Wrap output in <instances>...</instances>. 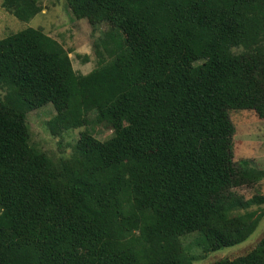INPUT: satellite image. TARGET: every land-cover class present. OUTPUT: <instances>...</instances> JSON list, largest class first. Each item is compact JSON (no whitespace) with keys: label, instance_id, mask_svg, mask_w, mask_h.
Segmentation results:
<instances>
[{"label":"trees","instance_id":"16d2710c","mask_svg":"<svg viewBox=\"0 0 264 264\" xmlns=\"http://www.w3.org/2000/svg\"><path fill=\"white\" fill-rule=\"evenodd\" d=\"M64 1L106 25L87 73L40 28L0 37V264H192L186 234L202 253L245 240L264 197L233 188L262 169L227 160L229 188L213 191L194 173L201 141L230 131L216 111L264 118V0ZM0 5L19 20L40 10ZM46 103L51 134L82 127L66 155L30 142L26 114ZM212 264H264V237Z\"/></svg>","mask_w":264,"mask_h":264},{"label":"rangeland","instance_id":"374dc122","mask_svg":"<svg viewBox=\"0 0 264 264\" xmlns=\"http://www.w3.org/2000/svg\"><path fill=\"white\" fill-rule=\"evenodd\" d=\"M38 3L40 10L28 20L15 18L0 5V37L28 26L40 28L68 51V57L75 72L87 73L96 65L93 41L106 29V25L90 24L84 18H73L64 0H38ZM53 113L50 103H46L27 113L26 119L30 131V142L48 154L58 157L68 153L82 127L53 135L45 125V121ZM216 113L222 114L231 128L225 135L212 133L210 137L201 141L202 166L194 173L197 187L201 191L229 188L227 182L220 180L221 167L227 160L236 161L245 158L254 167L262 169L263 176L257 183L244 184L233 189L245 199L254 194L264 197V118H258L252 110L246 109L223 110ZM94 128L91 133L98 140L106 139L111 132L100 126ZM258 206L264 209V200L250 208ZM262 237H264V215L245 240L231 246L202 253L196 245L195 233L180 237V242L193 256L192 264H212L217 259L232 258L245 253Z\"/></svg>","mask_w":264,"mask_h":264}]
</instances>
